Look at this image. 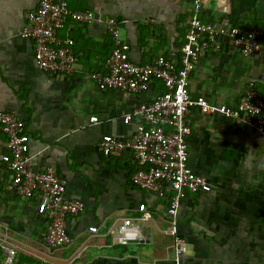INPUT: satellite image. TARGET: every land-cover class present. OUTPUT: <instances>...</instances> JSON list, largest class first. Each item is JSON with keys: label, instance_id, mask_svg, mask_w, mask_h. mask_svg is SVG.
<instances>
[{"label": "crops", "instance_id": "1", "mask_svg": "<svg viewBox=\"0 0 264 264\" xmlns=\"http://www.w3.org/2000/svg\"><path fill=\"white\" fill-rule=\"evenodd\" d=\"M73 11H92L91 24L69 22L58 40L70 44L77 58L72 75L57 76L38 68L34 42L22 29L40 0H0V112L24 121L34 172L55 167L67 183V199L85 203L68 221L72 242L51 250L44 242L49 221L42 197L14 193L11 172L1 161L6 152L0 132V247L16 249L14 264H264V138L253 129L219 115L194 109L188 120L190 166L208 179V187L190 195L178 211L177 230L187 251L178 253L169 234L168 204L140 190L121 159L99 151L103 136L125 139L138 121L124 120L143 102L165 92L160 82L143 95L101 90L93 80L107 72L114 41L102 23L113 16L119 38L131 47V60L152 64L163 55L178 63L191 23L198 18L223 31L219 50L211 47L195 65L190 94L213 105L234 107L254 83L264 98V37L261 51L245 57L227 33L234 27L264 32V0H65ZM98 116L99 123H90ZM146 206L145 212L139 210ZM146 215L148 218H142ZM130 220L143 241L119 243L110 230ZM99 227L94 234L89 227ZM241 227H247L246 229ZM248 227H256L249 235ZM6 240L7 244H3ZM252 245H251V244Z\"/></svg>", "mask_w": 264, "mask_h": 264}, {"label": "built area", "instance_id": "2", "mask_svg": "<svg viewBox=\"0 0 264 264\" xmlns=\"http://www.w3.org/2000/svg\"><path fill=\"white\" fill-rule=\"evenodd\" d=\"M202 0H194L200 8ZM28 24L21 35L34 42L36 65L42 71L57 76L74 73L77 58L70 44L58 40V33L69 22L91 24L96 21L92 11H73L65 0H40L38 8L27 15ZM102 23L114 41V49L107 65V72L93 75L101 90H117L132 95L149 93L155 82L165 87V92L151 102H143L133 112L124 115L126 122L138 121L136 130L128 138L111 135L102 137L99 151L105 157L124 160L132 170L131 180L136 186L168 204L171 220L169 234L174 239L178 253L187 251L186 242L178 233V211L190 195H197L208 187V179L190 166L189 116L194 109L202 115L219 114L239 126L253 129L264 138V98L254 83L234 107L213 105L204 97L190 94L191 75L199 58L211 47L219 50L223 31L196 18L191 23L185 43L180 49L178 63L161 55L152 64L139 65L131 60V47L120 40V23L113 16H105ZM228 38L245 57L257 55L262 48L264 32L259 28L234 27ZM90 123H99L92 116ZM0 132L5 136L6 152L1 161L11 172L12 189L25 199L42 197L49 226L44 237L45 245L56 250L69 245L72 238L68 221L79 217L86 206L83 201L67 199V183L55 167L34 172L29 145L23 140L24 121L15 113L0 112ZM1 198V195H0ZM146 206L139 210L145 212ZM142 218L147 219L146 215ZM98 233L99 227H89ZM123 245L143 241L138 224L125 220L110 230ZM3 244H7L6 240ZM16 249L8 247L3 264H14Z\"/></svg>", "mask_w": 264, "mask_h": 264}, {"label": "rangeland", "instance_id": "3", "mask_svg": "<svg viewBox=\"0 0 264 264\" xmlns=\"http://www.w3.org/2000/svg\"><path fill=\"white\" fill-rule=\"evenodd\" d=\"M241 228H247V227H241ZM248 228H250V230H249V232L248 231H245V233H249V235L252 233V235H254L255 233H256V231H257V229H255L256 227H248ZM257 228H259V229H261L260 230V233H263V235H264V225H259V227H257ZM262 245H264V241H262V242H260ZM251 244V243H250ZM252 245V244H251ZM264 248V247H263Z\"/></svg>", "mask_w": 264, "mask_h": 264}, {"label": "trees", "instance_id": "4", "mask_svg": "<svg viewBox=\"0 0 264 264\" xmlns=\"http://www.w3.org/2000/svg\"><path fill=\"white\" fill-rule=\"evenodd\" d=\"M27 259L25 257H21L19 260H18V263L22 264V262H26ZM4 262V251L3 249L0 247V264H3Z\"/></svg>", "mask_w": 264, "mask_h": 264}, {"label": "water", "instance_id": "5", "mask_svg": "<svg viewBox=\"0 0 264 264\" xmlns=\"http://www.w3.org/2000/svg\"><path fill=\"white\" fill-rule=\"evenodd\" d=\"M130 243H137V241H131Z\"/></svg>", "mask_w": 264, "mask_h": 264}]
</instances>
